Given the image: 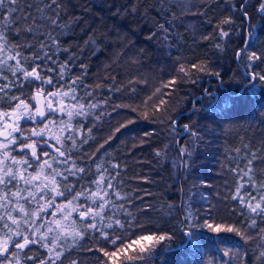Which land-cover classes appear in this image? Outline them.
Wrapping results in <instances>:
<instances>
[{"label":"snow or ice","instance_id":"obj_1","mask_svg":"<svg viewBox=\"0 0 264 264\" xmlns=\"http://www.w3.org/2000/svg\"><path fill=\"white\" fill-rule=\"evenodd\" d=\"M158 2L163 5L164 0ZM173 4L181 16L203 15L207 10V0H200V5L193 0H173ZM194 6L197 13H192ZM65 11L63 0H0V264H83L73 258V252L82 246L81 241L86 236L95 241V251L107 258L98 257L100 264H154L157 249L166 246L172 237L159 231L140 234L147 229L137 214L130 211V207H137V197L123 191L126 182L121 173L124 170L111 161L105 163L101 159L96 163L93 159L117 133L127 132L136 121H117L118 126H113L94 152L84 153L82 148L93 139L92 128L105 122L113 125V114L119 116L121 109L133 112L140 109L143 119L164 124L158 114L167 112L169 101L173 99L171 93L167 100L163 98L164 88H176L182 82L196 83L193 76L198 77L200 73L217 77L220 73L204 61L186 66L180 63L183 57H176L179 64L176 75L162 82L140 105L114 103L115 94L138 95L134 85L147 84V80L143 77L128 79L126 85L118 86L120 82L111 75L116 69L105 65L104 75L96 76L95 85L87 83L89 65L82 57L88 47L93 55L102 51L101 43L90 35L83 46H65L60 37L72 32L80 22L79 17L65 21ZM126 11L137 14L138 4ZM259 11L264 13V4L259 6ZM172 15L178 19L175 13ZM233 24L231 16L222 18L216 25V36L221 40L228 38ZM156 27L158 32L164 33L162 40L167 43L170 28L164 24ZM158 32L151 33L148 38L156 37ZM22 33L30 34L32 40L10 41V35L19 37ZM248 35L250 38L251 33ZM214 46L222 50V43ZM62 55L65 56L63 60ZM238 55L245 60L248 69L261 59L256 51L249 50V45L241 48ZM76 68L79 72L73 74ZM248 76L252 81L264 82V75L254 71L248 72ZM26 86L32 89L30 93ZM105 89L108 95L104 94ZM176 102L179 105L180 101ZM158 109L162 110L158 112ZM90 118L92 127L84 132V122ZM167 123L170 134L175 136L179 124L178 107L170 113ZM182 128L195 141L202 139L190 124H183ZM152 135L154 130L142 135L130 134L131 148L143 144ZM168 147L165 144L164 150L155 151V156L164 158ZM74 150L77 159H73ZM179 151L189 158L192 155L183 146ZM234 151L231 159L236 167L228 171L236 179L224 200L237 204L248 228L242 231L235 225L218 223L214 216L217 210L212 205L203 209L206 219L200 227L214 233H235L245 240L261 241L257 245L258 259L264 264V228H259L255 237L249 231L258 228V219L264 223V167L254 166L256 161L264 163V148L252 151L248 145H242ZM226 153L231 155L229 150ZM179 163L185 166L183 158ZM257 173L261 179L257 178ZM201 199L206 197L201 196ZM137 211L143 214V209ZM181 211L185 221L194 222L191 225L194 228L199 218L192 204L182 201ZM133 236L138 241L151 238L160 243L155 251H130L132 243L129 241H133ZM118 255L121 259H117ZM233 255L237 254L225 249L223 256L229 259L224 264H231ZM208 264H213V260L209 259Z\"/></svg>","mask_w":264,"mask_h":264},{"label":"trees","instance_id":"obj_2","mask_svg":"<svg viewBox=\"0 0 264 264\" xmlns=\"http://www.w3.org/2000/svg\"><path fill=\"white\" fill-rule=\"evenodd\" d=\"M193 2L200 5V0ZM63 4L66 7L63 19L79 17L80 22L72 32L60 37L62 43L65 46H83L90 35L101 43L102 51L93 55L91 47H88L82 57L83 62L89 65L87 83L94 86L96 76L104 75L105 65L116 69L111 75L120 82L118 86L126 85L128 79L143 77L147 80V84L134 85L138 95L129 96L127 92L123 96L115 94L114 103L140 105L162 82L176 75L179 67L176 57H183L180 63L186 66L204 61L209 68L220 73L219 77L200 73L198 77L193 76L196 83L182 82L176 88L163 89L165 100L169 93L173 96L169 103L180 101L175 136L170 134L167 122L154 124L140 117V109L135 112L121 109L119 116L113 114V125L105 122L93 127V139L82 148L84 153H92L103 143L113 126H118L117 121H136L127 132L117 133L112 141L96 152L93 159L96 163L101 159L105 163L111 161L124 170L121 173L126 182L123 191L132 192L137 197V207H130V211L137 214L147 229L140 234L150 235L159 231L172 237L166 246L157 249L154 264H208L209 259L213 264H224L229 259L223 256L225 249L237 254L231 256V264H261L257 250L261 241L245 240L235 233H214L201 228L200 224L206 219L203 209L212 205L217 210L214 216L218 223L235 225L242 231L248 228L237 204L225 201L224 197L236 179L228 171L236 167L231 159L235 155L234 150L242 148V145H248L252 151L264 148V82L259 79L252 81L248 76L251 71L264 75V13L259 11L264 0H207V10L203 15L183 16L173 0H164L163 5L158 0H63ZM133 4H138L137 14L126 11ZM203 9L201 5L200 10ZM197 11L194 6L192 13ZM173 13L178 19L173 17ZM228 16L234 19L232 32L221 40L216 36V25ZM157 24L170 28L167 43L163 42L164 33L158 32ZM153 32H158V35L149 39ZM205 36L210 38L203 39ZM9 39L12 42L21 39L31 41L32 36L22 33L19 37L10 35ZM216 43H222V50L214 46ZM245 45L261 56L251 69L246 68L245 60L238 55ZM22 51L29 54L27 50ZM64 58L62 55L61 60ZM78 72L76 68L73 74ZM26 91L30 93L32 89L26 86ZM104 94L108 95L107 89ZM183 124H190L202 139L195 141L183 131ZM89 127H92L91 118L84 122V132ZM153 130L154 135L131 148L130 134L142 135ZM165 144L169 145L166 156H155V151L164 150ZM182 146L192 153L190 158L180 153ZM77 158L74 150L73 159ZM181 158L185 166L180 165ZM243 163L241 160V167ZM254 166L261 168L264 163L256 161ZM257 178H262L259 173ZM201 196L206 199H201ZM182 201L190 202L198 212L199 219L194 228L191 227L193 221L184 220ZM168 205H174V208L169 209ZM137 209H143V214ZM257 224V229L249 230L254 237L259 228H264L259 219ZM187 231L192 233L185 234ZM132 240L135 243H132L130 251H136L141 241L136 236ZM81 245L73 252V258H78L83 264H100L98 257L107 259L95 251V241L91 237L86 236ZM89 248L93 251L89 252ZM117 259L121 257L118 255Z\"/></svg>","mask_w":264,"mask_h":264},{"label":"clouds","instance_id":"obj_3","mask_svg":"<svg viewBox=\"0 0 264 264\" xmlns=\"http://www.w3.org/2000/svg\"><path fill=\"white\" fill-rule=\"evenodd\" d=\"M178 107L177 102L173 100V103H170L169 110L167 112H164L162 114H158L164 122H167V119L170 115V113L174 110H176ZM141 243L137 246L136 251H141L144 249H151L152 251H155V249L159 246V241L155 239H141ZM129 243H134V241H131Z\"/></svg>","mask_w":264,"mask_h":264}]
</instances>
